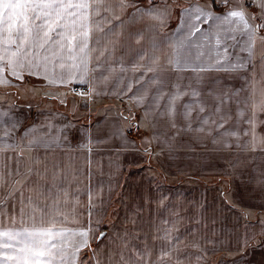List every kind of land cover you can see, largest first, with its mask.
<instances>
[{
  "label": "snow or ice",
  "instance_id": "obj_1",
  "mask_svg": "<svg viewBox=\"0 0 264 264\" xmlns=\"http://www.w3.org/2000/svg\"><path fill=\"white\" fill-rule=\"evenodd\" d=\"M173 21L175 27H168ZM119 50L142 54L129 64L116 56ZM224 76H238L246 86L234 89ZM104 96L128 104L126 115L117 111L123 123L112 130L120 141L109 148L116 182H109L107 200L102 187L81 183L83 169H72L68 178L56 163L49 166L47 153L41 158L33 151L66 143L63 132L80 131L71 121L55 135H35L36 125L21 133L22 120L13 112L17 100L43 97L78 113L81 103L88 107ZM146 97L148 106L136 119L133 109L145 105ZM161 118L177 133L186 128L219 150H234L228 174L245 178L261 199L259 212L225 189L222 208H235L236 220L245 224L242 233L239 227L216 229V208L211 217L204 216V205L188 215L159 183L155 189L149 183L142 199L155 193L157 212L163 206L169 219L155 225L152 243L146 233L142 248L121 250L116 259L117 253L92 242L107 234L99 229L124 168L143 170L140 162L147 160L154 180L151 159L164 154L160 141L174 158L171 140L142 135L137 149L125 130L154 127ZM82 129L76 147L90 169L101 143L95 139L98 126ZM126 154L135 158L125 163ZM245 154L259 156L255 173H245ZM198 215L195 225L179 230ZM204 219L212 226L203 225ZM257 246L264 247V0H0V264H224L217 254L225 252L236 257L232 264H245L249 247Z\"/></svg>",
  "mask_w": 264,
  "mask_h": 264
},
{
  "label": "crops",
  "instance_id": "obj_2",
  "mask_svg": "<svg viewBox=\"0 0 264 264\" xmlns=\"http://www.w3.org/2000/svg\"><path fill=\"white\" fill-rule=\"evenodd\" d=\"M135 2L147 4L148 0H135ZM179 2L186 3L187 0H179ZM128 11L130 12L131 9ZM168 27H175V21L169 23ZM133 47L135 48L136 46L134 45ZM140 54L142 53L119 50L116 56H123L125 61L131 64L138 59ZM221 78L225 84L230 85L234 89H241L246 86V82L238 76L232 79H228L226 76ZM72 98L71 94H69V100ZM76 99H79V97H76ZM149 101L150 97H146L145 105H140L133 109L134 113L138 114V119H140L148 106ZM16 103L18 107L13 112L22 120L19 129L21 133L26 127L36 125L38 127L35 130V135L48 132L55 135L58 126L68 121L72 122L75 129L80 130L72 133L63 132L62 136H67L68 141L61 146L53 145L47 149L41 146L33 149V151L39 154L41 158L47 153L49 166L52 163H56L57 167L64 169L68 178H71L72 169H83L84 174L79 176L81 183L87 184L90 182L92 187L96 189L102 187L107 200L109 182H116V177L110 174L109 157L111 153L109 148L119 147L120 141V136L118 134L113 136L112 130L123 123L121 117L117 116L116 113L119 109H122L123 105L128 106L127 101L115 96H104L88 107H84L83 103H81L78 113H74L70 105H62L57 101L43 97L30 98L29 100L20 99ZM233 116L235 119L234 105ZM45 117L51 120V128L45 122ZM89 124L93 126L94 130L98 126L95 139L101 142L94 150L90 169L84 163L82 151L76 147L78 137L83 134L82 126L87 127ZM195 126L198 127L199 125ZM224 127L226 130H238L235 126L231 129H228L227 125ZM241 127H243V124H241ZM137 130V133L125 130V134L128 137L137 141V149L140 147L139 141L142 135H157L173 142L174 158L169 159L168 150L160 141L164 154L159 157V161L155 156L151 159V166L155 168L154 180L149 177L147 160L140 162L143 165V170L135 166H126L124 168V174L119 177L120 187L115 189L111 200L107 202V212L101 223V226H103L107 222V226L109 228L112 227L111 229L103 230L107 233L104 237L107 241L112 237L114 241L122 243V250L125 253L130 252L132 249L142 248L145 243L146 233L148 234V242L152 243L155 225L160 224L161 219H169V215L163 206H161L160 212H157L156 199L158 197L155 193L151 200L142 199L141 192L147 188L149 183H151L153 189H155L156 183H159L162 189L166 190L169 200L173 204L181 205L187 209L188 215L199 214L201 211L200 206L204 205V216L211 217L212 209L216 208L218 210L215 218L216 229L239 227L241 233L243 232L244 219L236 220L237 210L235 208H222L224 202L221 199V193L227 189L232 194L234 201L242 206L252 208L257 213L259 212L258 206L261 204V199L254 194L253 189L246 185L244 177L239 174L232 177L228 174L231 171L228 168V161L232 160L236 155L234 150L231 153L219 150L210 139L198 140L186 128L177 133L175 129L164 123L163 118L154 127H140ZM107 137L112 138L111 143L107 141ZM232 139L235 140V137ZM157 143L158 141H153L154 147ZM139 155L140 153L136 152L135 156L138 157ZM132 158L135 157L128 154L123 157L125 163ZM242 159L246 160V168L244 169L246 174L255 173L262 163L258 155L255 160L247 158V154ZM89 170L91 171L90 177L87 175ZM111 170H114V167ZM189 179L200 181L198 184V182L194 183V181ZM221 180L226 182L223 186L220 183ZM171 206L172 204H169V207ZM221 210L222 215L219 214ZM116 211L120 213L118 212L117 215L111 216V213ZM197 219H199V215L190 222L185 220L180 225L179 230L183 232L189 223L195 225ZM203 225L212 226L209 219H204ZM114 231L117 234H110ZM102 240L97 241L101 242ZM250 248L252 247H249L248 251L252 250ZM255 248L259 249V246ZM219 254L224 256L227 253Z\"/></svg>",
  "mask_w": 264,
  "mask_h": 264
},
{
  "label": "rangeland",
  "instance_id": "obj_3",
  "mask_svg": "<svg viewBox=\"0 0 264 264\" xmlns=\"http://www.w3.org/2000/svg\"><path fill=\"white\" fill-rule=\"evenodd\" d=\"M127 107L128 106H125L123 105L122 106V110L125 111V115L127 114ZM134 111V110H133ZM135 112V111H134ZM135 116H136V119H138V114L135 113ZM131 133H137L138 130L136 129V127H132L131 130H130ZM153 164V163H152ZM149 168V166H148ZM152 172L155 174V168L152 166ZM157 174V173H156ZM157 180H160L159 178H156ZM188 180V179H187ZM190 181H194V183L198 182L199 184V181H196L197 179H189ZM162 181H164L162 179ZM185 181V180H184ZM164 184V183H163ZM165 186V185H164ZM119 211H116V212H112L111 213V216L112 215H117ZM120 213V212H119ZM112 228V227H111ZM107 226V222L103 225V226H100V229L99 231H103V230H108V229H111ZM121 229V228H120ZM98 234V233H97ZM110 234H117L116 231H114L113 233L111 232ZM115 236V235H114ZM113 240V241H112ZM103 246L105 251H108V250H111L113 251L114 253H117V256L115 257L116 259H119V255L118 253L122 250V243H119V242H116L114 241V239L111 237L108 241L107 239H103L101 242H98L97 240H94L92 242V247H97V246ZM252 249L251 251H248L246 253V255L244 256V262L245 264H261V263H264V247H260L259 246V249H256V248H250ZM257 250V251H256ZM217 256H221V254H217ZM223 256V255H222ZM213 259L215 260L216 257H213ZM236 259L235 256H229L228 254L224 255L223 256V260H224V264H232L233 260Z\"/></svg>",
  "mask_w": 264,
  "mask_h": 264
},
{
  "label": "water",
  "instance_id": "obj_4",
  "mask_svg": "<svg viewBox=\"0 0 264 264\" xmlns=\"http://www.w3.org/2000/svg\"><path fill=\"white\" fill-rule=\"evenodd\" d=\"M103 232H105L106 233V231H103ZM105 237V236H104ZM104 237H101L99 240H102Z\"/></svg>",
  "mask_w": 264,
  "mask_h": 264
}]
</instances>
